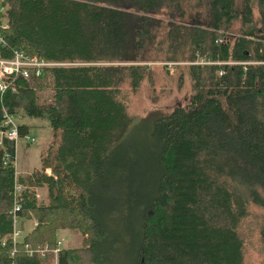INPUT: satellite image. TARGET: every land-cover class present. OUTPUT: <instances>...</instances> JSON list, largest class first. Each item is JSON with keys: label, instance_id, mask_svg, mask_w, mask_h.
<instances>
[{"label": "trees", "instance_id": "16d2710c", "mask_svg": "<svg viewBox=\"0 0 264 264\" xmlns=\"http://www.w3.org/2000/svg\"><path fill=\"white\" fill-rule=\"evenodd\" d=\"M251 1L0 0V57L20 49L50 62L5 79L0 127L4 111L20 110L51 130L24 176L14 175L15 142L1 138L0 264L107 263L105 221L134 201L129 102L167 62L185 69L192 93L151 117V190L135 206L132 264H254L251 252L264 264V0L256 12ZM59 228L78 230L80 245L53 252ZM36 244L43 254H28Z\"/></svg>", "mask_w": 264, "mask_h": 264}, {"label": "rangeland", "instance_id": "374dc122", "mask_svg": "<svg viewBox=\"0 0 264 264\" xmlns=\"http://www.w3.org/2000/svg\"><path fill=\"white\" fill-rule=\"evenodd\" d=\"M255 3V0L251 1L254 12H256ZM236 5L240 7L241 0H236ZM237 27L238 23H233L231 30L237 33ZM155 65L156 72L152 82L143 83L129 102L130 111L138 116L128 131L129 146L134 154L130 157L128 164L127 190L128 198L134 201L124 217H114L105 221L109 228L103 243L106 264H132L134 260L138 231L135 206L139 205L137 202L141 200L142 195L148 194L151 190V175L147 167V160L150 158L148 134L151 117L155 113H166L175 105L186 104L192 93L191 80L185 69L181 72L180 69H173L174 64H167V70L159 64ZM15 120L17 123L27 124L26 134L28 138L32 137L31 141L24 137L15 141V168L21 175H25L40 165V156L46 151L51 139V130L45 119L23 115L20 110ZM37 192L44 193V187L37 188ZM258 210L264 213L263 209ZM115 230L121 232L119 238L124 233L119 243H117L118 233ZM56 242L58 247L78 246L81 243V234L76 229L63 228L56 232ZM250 254L254 264L261 260V256L256 252Z\"/></svg>", "mask_w": 264, "mask_h": 264}, {"label": "built area", "instance_id": "2783aa9c", "mask_svg": "<svg viewBox=\"0 0 264 264\" xmlns=\"http://www.w3.org/2000/svg\"><path fill=\"white\" fill-rule=\"evenodd\" d=\"M1 10H3V7L0 6V11ZM5 25H6L5 18L0 16V26L4 27ZM0 41H1V37H0ZM193 62L201 63V62H218V61H209V60H204L202 58H197ZM47 64H50V62L37 58L35 55H29L20 49H13L10 56H1L0 57V93L4 91V89L6 88L5 79H7L10 74L19 72L21 73L22 76H27L28 71H30L28 69H32L34 71V74L37 75L40 72L41 66L47 65ZM167 64H175V62H167ZM16 117H17L16 115H12L11 113H8L6 111L3 112V117L1 121V127H0V142H1L2 137L11 139L14 142L20 137H24L26 140H29V141L32 140V137L28 138L26 133L22 135L18 134L17 122L15 120ZM3 157H4V160H7L8 154ZM11 161L14 166L15 177L24 176V175H21L15 168V151H14L13 159H11ZM44 171L47 174H51V171L48 167H45ZM22 188H23V185L20 182L15 181L13 185L14 196H17L19 191L22 190ZM13 208L17 209L18 204L15 203ZM20 233H21V229L14 228L12 233L10 234L12 241L18 240V235ZM2 242H3V239H2ZM25 248L28 254H30L32 250H35V251H38L40 255H42L44 250L46 249V244H43V245L36 244L34 248H31L25 245ZM58 248L59 247L56 242L55 247L52 249L53 252H56Z\"/></svg>", "mask_w": 264, "mask_h": 264}, {"label": "crops", "instance_id": "0c3cea01", "mask_svg": "<svg viewBox=\"0 0 264 264\" xmlns=\"http://www.w3.org/2000/svg\"><path fill=\"white\" fill-rule=\"evenodd\" d=\"M25 174V173H24ZM33 225V220H25V222L23 223V226H22V233L24 234L25 232L28 231V229ZM63 228H59L57 229L58 230H61ZM56 231V232H57Z\"/></svg>", "mask_w": 264, "mask_h": 264}]
</instances>
